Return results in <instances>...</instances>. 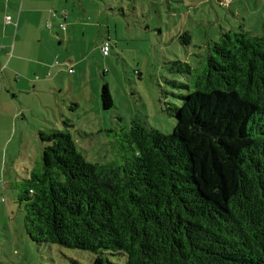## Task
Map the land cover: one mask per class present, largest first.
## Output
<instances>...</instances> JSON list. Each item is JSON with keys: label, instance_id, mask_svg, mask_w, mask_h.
Segmentation results:
<instances>
[{"label": "trees", "instance_id": "obj_1", "mask_svg": "<svg viewBox=\"0 0 264 264\" xmlns=\"http://www.w3.org/2000/svg\"><path fill=\"white\" fill-rule=\"evenodd\" d=\"M189 82L172 134L134 121L123 163L88 162L70 133H39L42 166L17 187L33 242L95 264H264V36L223 32ZM101 102L113 108L107 84Z\"/></svg>", "mask_w": 264, "mask_h": 264}, {"label": "rangeland", "instance_id": "obj_2", "mask_svg": "<svg viewBox=\"0 0 264 264\" xmlns=\"http://www.w3.org/2000/svg\"><path fill=\"white\" fill-rule=\"evenodd\" d=\"M83 4L89 15L80 19L72 39L60 49L79 63L72 69L76 75L68 71L61 75L57 86L62 87L52 92L53 100L43 95L19 96L17 122L10 131L19 134L29 126L32 133L40 125L44 132H68L84 158L95 164L123 163L124 156L131 155L126 134L134 121L172 134L174 109L190 91V68L202 66L209 45L223 32L245 30L264 36V0H84ZM185 33L192 36L188 46L183 43L186 39H180ZM105 42L111 44L108 57L101 52ZM34 51L27 56L36 59ZM106 84L113 99L108 111L101 102ZM26 100L32 111L23 118ZM49 100L53 105L46 108ZM39 142L30 139L28 146L20 148L23 155L40 152L33 170L42 166ZM16 144L10 152L18 148ZM21 174L25 178V170ZM6 181H14L9 171ZM17 189H8L5 210L0 208V264H95L93 253L33 242L25 229ZM108 258L126 264L125 257Z\"/></svg>", "mask_w": 264, "mask_h": 264}, {"label": "crops", "instance_id": "obj_3", "mask_svg": "<svg viewBox=\"0 0 264 264\" xmlns=\"http://www.w3.org/2000/svg\"><path fill=\"white\" fill-rule=\"evenodd\" d=\"M71 1L76 2V6L71 4ZM83 1L0 0L1 210L6 204V200L2 202L5 199L4 194L8 189L18 187L17 184L22 176L21 170L33 171L34 163L40 156L39 151H36V154L28 151L23 155V150H20L23 146L30 144V139L39 140V133L42 131L40 125L35 126L32 133H30L29 126L19 134L10 131L11 124L13 128L14 123L17 122L15 118H18L20 108L17 100L19 96H29L30 94L47 96L53 100L52 92L55 94L57 93L55 89L62 87L61 85L57 86L61 75L65 71L69 73L70 69H76L79 63L74 62L70 52L64 56L60 49L70 42L75 27L81 23L80 19L90 13L86 10ZM78 8L80 10L76 12ZM97 12H102V9L98 8ZM76 14L81 15L76 16ZM8 18L10 21L7 20ZM57 43L59 48H57ZM31 51L35 52L36 59L27 56ZM73 75H76V71ZM56 103H58L57 99ZM28 104L26 100L24 105L26 110L22 112L23 118L24 114L32 111ZM46 105H53V103L49 100L44 104L48 108ZM12 110L16 114L13 113L14 115L10 116L8 111ZM2 111L6 114L3 115ZM8 120H10V125ZM15 142H17L16 147L18 148L10 152L9 150ZM7 171H9V177L14 178V181H6ZM3 210H5L4 207Z\"/></svg>", "mask_w": 264, "mask_h": 264}, {"label": "built area", "instance_id": "obj_4", "mask_svg": "<svg viewBox=\"0 0 264 264\" xmlns=\"http://www.w3.org/2000/svg\"><path fill=\"white\" fill-rule=\"evenodd\" d=\"M7 20L10 21V18H8ZM110 49H111V44L110 43H108V42L103 43V45L101 47V52H102L104 57H108L109 56ZM56 64L58 65L59 63L57 62ZM69 73H73V70L70 69ZM2 202H4V199L2 200Z\"/></svg>", "mask_w": 264, "mask_h": 264}]
</instances>
